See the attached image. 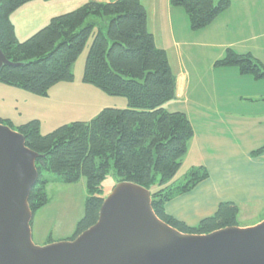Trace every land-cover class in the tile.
Segmentation results:
<instances>
[{
	"label": "trees",
	"instance_id": "16d2710c",
	"mask_svg": "<svg viewBox=\"0 0 264 264\" xmlns=\"http://www.w3.org/2000/svg\"><path fill=\"white\" fill-rule=\"evenodd\" d=\"M31 1L35 0H0V49L11 62L0 69V83L46 96L55 84L73 81V64L91 39L82 82L125 97L127 105L104 107L90 120L63 124L45 135L40 134L36 119L13 128L0 118L39 155L38 177L28 196L30 210L35 213L47 204V186L53 180L75 183L84 177L83 215L71 240L96 222L104 198L102 181L112 173L116 183L129 181L149 190L156 216L183 233L205 234L237 225L239 208L230 201L220 202L212 215L194 226L165 211L168 201L193 189L208 172L203 165L191 166L175 179L194 131L184 112L163 107L175 98L176 77L165 50L156 46L147 29L141 1L89 0L54 15L20 41L10 15ZM169 5L183 9L190 28L200 30L227 10L230 0H169ZM214 64L264 78V64L248 52L227 48ZM262 152L264 143L252 153Z\"/></svg>",
	"mask_w": 264,
	"mask_h": 264
},
{
	"label": "crops",
	"instance_id": "0c3cea01",
	"mask_svg": "<svg viewBox=\"0 0 264 264\" xmlns=\"http://www.w3.org/2000/svg\"><path fill=\"white\" fill-rule=\"evenodd\" d=\"M87 1L35 0L22 5L10 15L17 38L29 37L54 15L75 9ZM140 1L146 9L147 29L153 34L156 46L165 50L176 77L174 99L185 102L179 111L187 115L193 127V137L182 164L188 160L190 167L203 165L208 172V177L193 189L168 201L166 213L194 226L202 218L212 215L220 202L230 201L236 205L254 204L257 208L255 211L261 217L243 227L259 223L264 219V152H252L264 143V78L254 79L240 74L235 66H215L214 62L224 56L227 48H233L238 53L252 54L264 64V42H261L264 39V0H230L229 8L200 30H192L184 10L171 7L169 0ZM150 17L156 20L163 17L158 25L164 33L163 42L161 37L157 39V29L149 25ZM253 40L255 43H250ZM171 46L176 69L171 65ZM196 50H206L209 61L199 64L195 60ZM69 84L57 83L48 94L81 106L91 99V96H75V92L70 94L72 84ZM75 85L76 89H89L84 84ZM190 93H194V97ZM188 98L196 102L194 111L187 109ZM0 118L7 119L5 115ZM18 125L20 123L15 126ZM227 185L236 197L222 193ZM194 191L200 196L194 197Z\"/></svg>",
	"mask_w": 264,
	"mask_h": 264
},
{
	"label": "water",
	"instance_id": "95a60500",
	"mask_svg": "<svg viewBox=\"0 0 264 264\" xmlns=\"http://www.w3.org/2000/svg\"><path fill=\"white\" fill-rule=\"evenodd\" d=\"M10 64L0 49V69ZM38 157L0 123V264H264V219L183 233L156 216L149 190L129 181L113 186L96 222L76 237L36 245L28 196Z\"/></svg>",
	"mask_w": 264,
	"mask_h": 264
},
{
	"label": "rangeland",
	"instance_id": "374dc122",
	"mask_svg": "<svg viewBox=\"0 0 264 264\" xmlns=\"http://www.w3.org/2000/svg\"><path fill=\"white\" fill-rule=\"evenodd\" d=\"M162 20L163 17L157 20L155 18H149V25L157 29V39L161 37V42H163L164 33L162 29L158 28V25ZM90 40L91 39H89L85 48L79 54L78 58L73 64L74 83H71L73 81L63 83L72 84L71 86L69 84V88H71L69 89L70 94L75 92V96L79 95L83 98H89L91 96V99L89 98L86 102L82 103V106L78 104L74 105L72 103L63 102L51 94L39 96L23 89L0 83V115H5L7 117V120L11 123V127L15 128L17 123L22 124L29 120L36 119L39 121L40 134L45 135L60 125L84 119L86 121L90 120L96 115L98 111H100V109L104 107H126L127 100L125 97L108 95L91 84L81 82L85 56ZM261 42H264V39H262ZM250 43L254 44L255 40L251 41ZM170 48L171 49H169V53L171 55V65L174 69H176L174 48L173 46ZM197 52L199 51L196 50L194 52L196 55L195 60L197 59L199 64H204L205 61L207 62V60L209 61L210 55L206 50H201L199 53ZM75 84H84L89 89H76ZM190 94L194 97V93ZM190 98H188L186 101V106L189 111H194L196 102L193 100V98ZM170 101L163 105V107L168 111H179L180 105L182 106L185 103L184 100L179 98ZM115 103H117L116 106L111 105ZM189 117L191 118V116ZM195 127H197L196 123ZM200 145L210 148V146L206 144L203 145V143ZM194 150L195 147H193L192 151ZM190 165L191 163H189L188 160H185L183 164L181 163L175 175V179H180V177L190 168ZM115 184L116 178L112 173H108L105 179L102 181L104 197H106L111 192ZM153 189H155V187ZM222 193L227 196L236 197L234 190L229 188L228 185L222 189ZM192 194H194V197L200 196L196 193V191H194ZM86 195L87 193L84 177H81L75 183H63L59 180H53L50 182L47 186V204L38 209L33 215V242L40 246L46 244L49 241H51L49 243H52L60 240H68L74 232L78 220L83 215V207ZM237 205L239 207V213L237 216L236 226L244 228L243 225L253 224L261 217L255 211L257 208L254 204L247 205L246 203H239ZM262 213L264 214V212Z\"/></svg>",
	"mask_w": 264,
	"mask_h": 264
}]
</instances>
